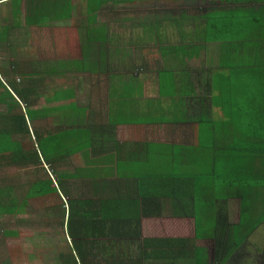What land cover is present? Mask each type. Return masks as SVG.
I'll use <instances>...</instances> for the list:
<instances>
[{
    "label": "trees",
    "instance_id": "16d2710c",
    "mask_svg": "<svg viewBox=\"0 0 264 264\" xmlns=\"http://www.w3.org/2000/svg\"><path fill=\"white\" fill-rule=\"evenodd\" d=\"M24 1L0 0V45L5 43L6 46L0 57L4 59L7 52L10 55L9 62L0 65V89H7L2 80L7 73L23 75L17 73V69L23 65L19 58L26 52L6 38L10 31L23 25ZM139 1L140 5H135L138 11L133 9L131 14L141 15V19H136L143 23L134 28L159 36V30L166 24V28H172L182 42L180 47L173 49L180 61L175 66L157 69L161 96L170 98L183 87L184 92L188 90V95L193 98L196 95L194 83L200 82L207 102L211 104V108H207L210 118L193 124L200 128L194 145L180 146V151L173 153L175 172L142 179L141 186L138 184L136 187L135 201L130 202L123 200L118 186L115 193H109V184L104 180L91 186L90 180H84L83 168H77V165L74 171L67 166V172L62 175L55 169L52 161H65L66 157L79 150L82 153L88 146L87 142L79 149V145L73 146L69 135L64 136L62 143L56 146L62 145V151L58 152L60 155L57 152L53 154L54 140L51 138L47 142L48 148H44L47 147L46 141L43 146L39 144L35 129L33 136L44 155L43 165L27 123V117L31 124L34 122L32 118L36 110L32 108L36 103V91L13 87L19 99L8 94L15 100L13 106L18 112L15 115V133L29 136L27 152L30 154H26L25 147L24 154L21 153L20 142L15 153L5 155V160L13 157L15 165L21 167L23 159L28 166L25 170L19 168L12 175L8 172L6 176L15 180L25 175L32 182H27L28 190H22L19 195L15 190L16 196L7 208L13 213L25 212L34 200L49 196H57L60 206L67 208L65 213L63 210L61 223L62 231L70 239L66 247L57 255L31 254L29 258L32 261L37 259L40 264H210L211 258L198 244L203 236L199 232L202 211L207 221L216 218L215 228L208 238L217 244V264H225L237 244H260L264 241L255 235L258 226L264 225V0H210V6L208 0L125 2L131 5ZM27 2L29 14H33L29 9L30 0ZM96 11L93 12L94 18H98ZM87 12L90 13L89 5ZM27 19L28 24L34 21L30 16ZM130 20L132 23L135 21L133 18ZM88 24L97 28L93 41L98 43H109L108 35L116 33L115 30L107 32L106 25ZM121 26L125 28L126 24ZM150 38L151 35L145 43ZM124 43V46H131L122 39L115 41L120 46ZM15 49H18L19 58L13 56ZM204 51L208 53L206 59H203ZM28 54L27 50L26 56ZM193 61L205 64L195 66ZM10 69L15 71L10 72ZM124 90L131 92L129 85ZM202 106L203 109L207 107L205 104ZM172 107L177 113L178 108ZM84 132L81 130L78 134L80 142ZM39 173L42 177L31 178ZM70 177L78 181L75 190L69 188ZM72 190L78 192L79 199L71 198ZM166 201L171 203L169 209L164 207ZM1 208L4 205L0 201ZM229 208L237 213L238 220L233 221L229 217ZM167 212L175 218H194L195 236H183L173 230L167 234L165 231L157 233L155 237H143L142 220L155 219L167 227ZM10 252L16 255L15 250L10 249ZM0 253L2 258L4 253L1 250ZM50 257L55 258L48 262Z\"/></svg>",
    "mask_w": 264,
    "mask_h": 264
},
{
    "label": "crops",
    "instance_id": "0c3cea01",
    "mask_svg": "<svg viewBox=\"0 0 264 264\" xmlns=\"http://www.w3.org/2000/svg\"><path fill=\"white\" fill-rule=\"evenodd\" d=\"M27 3L25 0L22 7V27L10 31L6 38L26 54L28 50L29 54L19 58L18 49H15L13 56L16 55L23 64L17 69V73L23 75L11 76L7 73L5 78L2 77L7 89H0V201L4 202L3 197L8 198V191L13 199V191L19 184L6 175L8 172L12 175L20 166L15 165L17 163L13 157L5 160V155L15 153L20 142L22 154L23 147L29 150V136L15 133V115L18 112L16 113L13 106L15 100L8 97L11 93L19 101L12 90L17 87L36 91V103L32 108L36 110L32 118L34 122L32 125L27 117V123L43 165L44 155L38 142L43 146L46 141L47 147L44 148H48L47 142L52 138L53 154L62 151V145L56 146L62 143L64 136L66 138L69 135L73 146L79 145V149L87 142L88 146L84 147L85 151L82 153L77 150L76 154L69 155L65 161H52L55 169L59 171L60 164H64L74 171L77 165V168H83L84 180H90L91 186L104 180L109 184V193H115V187L118 186L123 200L134 202L136 187L138 184L141 186L142 179L157 178L175 172L173 153L179 152L180 146L184 148L194 145L200 128L193 124L200 119L210 118L207 108H211V104H208L203 84L200 82L194 83L196 95L193 98L188 95V90L184 92L183 87L170 98L160 94L157 69L172 66L166 64V61L179 56L173 50V41L180 47V37L171 33L167 41L166 36L161 33L158 36L156 33H146V30L134 28L143 21L135 18L132 23L130 19L134 17L128 15H132L133 9L138 11L135 5H140V1L129 5L128 20L103 17L105 10H111L98 0L99 10L95 12L98 18L91 16L93 12H87L90 3L84 0L83 3L81 0H30L29 9L33 14H29ZM115 8H119V5ZM29 16L34 20L31 24L27 22ZM127 22L133 26H127ZM88 23L106 25L107 32L119 28V33L127 32L125 29L130 32L136 29L141 33L122 35L113 32L108 35L109 43H98L93 41L97 28H94V24L89 26ZM122 23L126 24L125 28L121 26ZM150 35V41L145 43ZM121 39L129 42L131 46H124L125 43L123 46L115 44V41L120 42ZM112 52L117 55L110 57ZM97 55L103 58L95 59ZM4 59L9 62L8 52ZM88 77L92 79L90 82ZM126 85L130 86L131 92L124 90ZM84 87L86 101H83ZM140 87L142 91H139ZM203 104L207 106L205 109ZM22 105L26 114V108L23 103ZM172 106L178 108L177 113ZM84 108L87 110L82 111ZM85 119L86 123H82ZM35 129L38 142L33 136ZM81 130L85 132L80 142L78 134ZM21 165L22 169L28 167L23 159ZM46 169L49 170L47 166ZM77 182V179L70 177V186L74 187ZM22 197L21 195L20 198ZM170 204V201H166L164 207L169 209ZM3 205L4 208L0 210V244L8 245L23 235L24 227L27 226L23 216L27 215L28 209L13 213L7 208L8 204ZM233 211L229 208V217H237V213ZM165 219L167 227L163 226L162 221L144 218L143 237H155L157 233L173 230L181 232L182 235H191L193 231L196 234L194 218H175L167 212ZM200 220L199 232L205 234L214 230L216 218L213 222L207 221L206 214L202 211ZM259 229L264 230V225L258 226L256 231ZM198 244L211 258L210 264H217V244H214V240L203 235ZM10 249L13 250V247L9 248L8 245L6 255L11 253ZM0 255L2 256L1 253ZM10 260L13 264V259ZM225 264H264V241L260 244H237Z\"/></svg>",
    "mask_w": 264,
    "mask_h": 264
},
{
    "label": "rangeland",
    "instance_id": "374dc122",
    "mask_svg": "<svg viewBox=\"0 0 264 264\" xmlns=\"http://www.w3.org/2000/svg\"><path fill=\"white\" fill-rule=\"evenodd\" d=\"M85 2L89 0H84ZM91 1V0H90ZM100 4H103V6H106L107 8L110 7V11L105 10L104 12V16L106 18H110L112 20H115L117 18L119 19H125L128 20V16L134 17L133 19L137 18V19H141L142 16L141 15H128V9L130 8L127 2V0H98ZM208 5H211V1L208 0ZM81 3H83V0H81ZM119 5V8H115L116 6ZM1 7V5H0ZM99 6H97V0H93L90 3V12H94L97 10ZM128 15V16H127ZM1 9H0V25H1ZM93 16V15H91ZM94 17V16H93ZM129 25V27H132V23L127 22ZM165 24V23H164ZM163 24V25H164ZM166 24L163 28H161L159 31L161 34L166 36V40L168 41L170 39V35L171 33H174V30L172 28H166ZM116 33L121 32V30L119 28H115L114 29ZM127 32H122L119 34L122 35H134L135 33L133 32H138L136 29L135 31L130 32L129 29H125ZM24 31V30H22ZM141 33V32H138ZM139 36H142V34H136ZM173 45L175 47L178 46V44H176L175 41H173ZM6 49L5 43H3L2 45H0V53L4 52ZM13 52H15V50H13ZM117 53L116 52H112L110 53V57H114L116 56ZM208 56L207 51H204V56L203 59H206ZM177 57H171L166 61V64L172 65L174 66L175 63H178L180 60ZM99 58H103L101 57V55H97L95 59H99ZM4 61V62H3ZM5 60L3 58L0 57V65L1 64H5ZM116 63H118V61H115ZM203 61H200L198 63H196L195 61H193V64L195 66H204ZM205 64V63H204ZM89 82L92 80L90 77H88ZM85 82L87 81V79L84 80ZM85 87L82 89V92L84 93L83 95V101H86V96H85ZM210 116V115H209ZM82 123H86V119L84 120V122L82 121ZM28 150H26L27 152ZM26 154H30V152H27ZM66 165H61L60 164V169L59 172L60 174H64L65 172H67V166ZM20 169H22L21 167H19ZM28 169L27 167H24L23 170ZM66 170V171H65ZM19 170H16L15 172H17ZM48 171V170H47ZM13 172V173H15ZM39 176L42 177V173H39L38 176L36 177H31L32 179H38ZM23 181H21V177L15 179L16 183H19V187L16 186L15 190L16 193L19 195L21 193V191L23 190L24 192L27 190L28 186L24 185L23 187L20 184H26L27 182H29V184H31V179L28 176L23 175L22 176ZM73 186L69 185V188ZM75 190V188H74ZM15 191H13V198H15L16 196ZM1 197V196H0ZM71 198L73 199H79V194L78 192H74L72 190V196ZM4 202L5 204H9L11 202V198H10V192L8 191V198H4ZM63 200H66V198L64 197ZM32 201V200H31ZM61 203L59 202L57 196H49V197H45V198H41L40 200L36 199L34 200V202L31 203V205L28 207V213H26L27 215L23 216L24 219V224H27V226H25L24 228V233L21 236V238L16 239L15 241H13L12 244H8L9 248L13 247V250L16 251V256H12L11 254H7V249H8V245L7 244H0V250L4 253V256L2 258H0V262H6V264L10 263L11 264V259H13V264H40L41 262L39 260H35L32 261L30 260V255H37L38 252L40 253H53L54 255H57V253H59L60 251H62L64 249V247H66V242L68 240H70L66 234H64V232L62 231V219H63V210L65 213V210H67L66 206L62 207L60 206ZM235 217L236 215H233V221H235ZM17 221L19 219H16ZM214 219H212L211 221L213 222ZM237 220V217H236ZM202 230V229H201ZM264 230L263 229H259L257 231V238L259 240L264 239V234H263ZM165 233L167 234V232L165 231ZM211 232H206L205 234L201 231L200 234L201 235H205L206 237H208V234H210ZM195 235V231L192 232L191 235H183V236H192L194 237ZM41 256V254H38ZM42 257V256H41ZM55 257H50L48 259V262H51ZM29 259V260H28ZM44 260V258H43ZM45 261V260H44Z\"/></svg>",
    "mask_w": 264,
    "mask_h": 264
},
{
    "label": "clouds",
    "instance_id": "9594fccd",
    "mask_svg": "<svg viewBox=\"0 0 264 264\" xmlns=\"http://www.w3.org/2000/svg\"><path fill=\"white\" fill-rule=\"evenodd\" d=\"M50 175L52 176L51 172H50ZM52 178H53V176H52ZM53 179H54V178H53Z\"/></svg>",
    "mask_w": 264,
    "mask_h": 264
}]
</instances>
